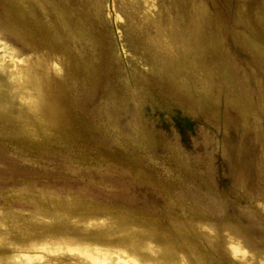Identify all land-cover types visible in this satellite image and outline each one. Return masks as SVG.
<instances>
[{
  "label": "rangeland",
  "instance_id": "rangeland-1",
  "mask_svg": "<svg viewBox=\"0 0 264 264\" xmlns=\"http://www.w3.org/2000/svg\"><path fill=\"white\" fill-rule=\"evenodd\" d=\"M0 264H264V0H0Z\"/></svg>",
  "mask_w": 264,
  "mask_h": 264
},
{
  "label": "bare ground",
  "instance_id": "bare-ground-1",
  "mask_svg": "<svg viewBox=\"0 0 264 264\" xmlns=\"http://www.w3.org/2000/svg\"><path fill=\"white\" fill-rule=\"evenodd\" d=\"M9 15V14H8ZM68 249H70V250H73V249H75V250H77V251H79L80 253H83V254H86V255H88V256H90L91 258H96L97 260H98V258H99V256H97V255H93L94 253L93 252H91L89 249H87V248H75V246L72 248L69 244H64ZM232 245H235V244H232ZM57 246H58V244H57ZM58 248V247H57ZM63 248V247H62ZM59 249V248H58ZM234 253L235 252H240V251H242L241 250V246L240 245H236V246H232V249H231ZM99 250L97 249V252H98ZM93 253V254H92ZM99 255V254H98ZM105 255V254H104ZM101 257V256H100ZM104 257V256H103ZM27 259H29L30 258V256H27L26 257ZM106 260L107 259H105V257L103 258V259H101V260H99V261H102L103 263H106ZM136 261V260H135ZM109 263V262H108Z\"/></svg>",
  "mask_w": 264,
  "mask_h": 264
}]
</instances>
